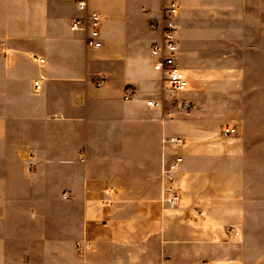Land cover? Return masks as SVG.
Here are the masks:
<instances>
[{"label":"crops","instance_id":"obj_1","mask_svg":"<svg viewBox=\"0 0 264 264\" xmlns=\"http://www.w3.org/2000/svg\"><path fill=\"white\" fill-rule=\"evenodd\" d=\"M78 1L0 0V264H264V249L227 248L238 237L253 246L233 227L251 201L235 149L221 169L209 140L224 137L204 129L247 113L232 99L214 115L200 93L205 75L261 64L264 0H178L181 65L190 89L201 85L177 120L146 105L166 99L150 56L166 0H90L103 18L98 49L70 30L86 14ZM101 76L111 79L97 88ZM172 136L185 141L178 210L163 200ZM192 209L205 216L191 221Z\"/></svg>","mask_w":264,"mask_h":264},{"label":"rangeland","instance_id":"obj_2","mask_svg":"<svg viewBox=\"0 0 264 264\" xmlns=\"http://www.w3.org/2000/svg\"><path fill=\"white\" fill-rule=\"evenodd\" d=\"M210 61L206 60L207 63H210ZM253 61L257 62L254 63L257 65L250 66L246 75L229 74V71H225L220 74L205 75L201 81L208 87L200 93L203 95V99L209 102L207 110L212 111L213 109V111H216L214 115L217 113L224 116L231 112L232 108L228 107V102H231L232 99L236 100L237 103H235L237 115L247 113V117L244 116L242 122L239 123L210 122L204 124L205 131L211 136L221 134L224 137L223 140L212 138L209 140L215 142L214 145L219 152L218 164H220L221 169L229 161L233 162V158L228 160V154L229 150L235 149L234 162L238 169H242L241 173L245 178V196L251 201L246 218L233 227L238 230H248L247 238H251L253 246H246L245 243L248 241L238 237L230 241V245L227 247L233 253H243L246 249L254 253L264 249V59L261 60L260 65L259 60ZM243 83L246 84V89H242V86L239 85ZM192 84V90L190 89L187 93V98L192 100L193 96V99L196 100V88H199L201 84L199 79L196 78L192 79ZM215 85L220 87L212 90V86ZM232 88L233 90H231ZM191 94L192 96H190ZM231 95L234 97H231ZM211 99L218 100V106H211ZM244 103L246 106L239 107ZM192 109H195L194 102ZM177 114L179 112H175L172 120H177ZM236 119H239L238 116H236ZM228 125L237 127L239 134L225 136L221 130ZM233 227L231 230L234 229ZM260 244L263 245L262 248H260ZM227 248H225V251H227Z\"/></svg>","mask_w":264,"mask_h":264},{"label":"built area","instance_id":"obj_3","mask_svg":"<svg viewBox=\"0 0 264 264\" xmlns=\"http://www.w3.org/2000/svg\"><path fill=\"white\" fill-rule=\"evenodd\" d=\"M90 0H79L78 8L85 16L75 18L70 30L74 33L84 32L87 34L86 43L89 48L98 49L103 46L101 37L102 15L94 10H89ZM180 6L178 0H166L162 10V20L151 24V28L160 31V38L155 40L150 48V56L154 71L160 77L165 100L147 99L146 105L152 109L165 110L168 119H173L175 112L190 113L193 102L187 98L190 91V79L181 65V26L178 23ZM5 44L0 46L3 50ZM39 64H44L45 59L34 57ZM111 77L101 76L95 82L97 88L102 87ZM35 90H40V82H35ZM133 94L130 92L125 100H131ZM167 104V106H165ZM221 132L225 136L239 134V129L232 125L224 126ZM170 144L175 153L170 160L165 161L162 169V178L165 182L163 191L164 202L172 209L178 210L182 204V194L178 188L177 174L183 164V156L180 150L184 147L185 141L179 136L168 137L164 141ZM205 213L202 210L192 209L189 211V219L196 221L202 219ZM83 246L78 243L77 250Z\"/></svg>","mask_w":264,"mask_h":264}]
</instances>
